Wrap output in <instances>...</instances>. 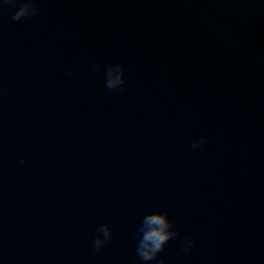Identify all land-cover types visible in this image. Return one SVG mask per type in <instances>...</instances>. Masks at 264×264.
<instances>
[{"label":"water","instance_id":"95a60500","mask_svg":"<svg viewBox=\"0 0 264 264\" xmlns=\"http://www.w3.org/2000/svg\"><path fill=\"white\" fill-rule=\"evenodd\" d=\"M20 3L0 0V264H145L155 211L178 235L148 264H264V0Z\"/></svg>","mask_w":264,"mask_h":264},{"label":"clouds","instance_id":"9594fccd","mask_svg":"<svg viewBox=\"0 0 264 264\" xmlns=\"http://www.w3.org/2000/svg\"><path fill=\"white\" fill-rule=\"evenodd\" d=\"M40 9L36 5V0H21L18 10L12 16L14 21L36 16ZM126 69L122 64L109 66L106 71L105 87L110 90H119L126 84ZM206 138L196 141L192 147L199 148L205 143ZM101 234L95 241L94 247L101 248L113 235V228L109 224L101 225L98 228ZM140 239L137 246V256L141 261L148 262L156 260L159 254L165 249L168 242L174 239L178 233L175 223L170 214L164 211L151 212L143 217L139 230ZM196 245V241L187 238L184 241L185 252L190 251Z\"/></svg>","mask_w":264,"mask_h":264}]
</instances>
